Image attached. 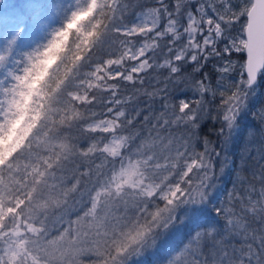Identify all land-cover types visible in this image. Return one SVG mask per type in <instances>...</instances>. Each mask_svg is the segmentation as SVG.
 <instances>
[{
	"label": "snow or ice",
	"instance_id": "obj_1",
	"mask_svg": "<svg viewBox=\"0 0 264 264\" xmlns=\"http://www.w3.org/2000/svg\"><path fill=\"white\" fill-rule=\"evenodd\" d=\"M155 5L126 23V0H0V264H141L160 250L167 264H264V164L251 172L259 188L245 186L241 169L221 199L213 180L215 159L264 77V0ZM165 39L171 58L156 64ZM209 60L221 62L212 74L203 71ZM185 65L198 74L196 99L173 104L167 84L147 93H164L153 128L183 126L184 135L131 131L135 117L117 107L119 84L109 81L135 83L133 74L155 68L187 81ZM103 91L111 98H98ZM217 95L220 151L199 136ZM94 102L111 118L95 119ZM74 128L98 135L81 140L69 135ZM69 165L70 187L58 175ZM70 198L81 211L56 217Z\"/></svg>",
	"mask_w": 264,
	"mask_h": 264
},
{
	"label": "trees",
	"instance_id": "obj_2",
	"mask_svg": "<svg viewBox=\"0 0 264 264\" xmlns=\"http://www.w3.org/2000/svg\"><path fill=\"white\" fill-rule=\"evenodd\" d=\"M8 3L19 5L24 2V0H7ZM126 3L128 4V9L125 15V22L132 21L135 18V15L139 12L143 11V9L140 7L143 4H148L149 6L155 7V0H126ZM161 44V43H160ZM160 48L157 49L155 54V62L156 64H159V58H160ZM156 57H159L156 59ZM108 58V57H106ZM237 57L234 55L233 59H236ZM152 63V61H149ZM136 62H129L128 67H131L132 64ZM214 60H209V62L205 65V68L203 71L209 72L210 74L213 73V65ZM186 71L184 73L185 77H188V80L185 81L183 77L179 79V82L174 83L173 81L176 80V77H173L172 80H167L166 78L169 75L168 70L165 68H162L163 70V76H161V68H155L149 69L147 72H141L139 74H133L134 78L136 80L135 83L130 81H124L122 79L117 81H109L110 84L112 83H118L119 88L117 90V98L121 100V105L117 106L119 108H122L124 110L125 115L131 119L134 112L138 107L146 105L147 107H162L161 106V96L164 95V93L159 94H153L148 95L147 93H155L157 89H161L165 87V84H167L168 88V94L171 99V102L173 104H176L179 102L180 99H196L197 97L193 96L192 91L190 90V81L192 75H197L193 73V69L189 65L184 66ZM165 75V76H164ZM235 75V73H233ZM140 80H143V83H140ZM159 81V82H158ZM224 83H228V81H224ZM259 86L256 89V92L254 95H252L250 98L248 97V110L246 112H243L240 117L238 118L237 123L242 124L241 127L242 133L240 135V142L233 143V149L236 150V153L232 155V164H234L233 171H241L243 169L242 173H244L245 176H247L252 182H255L258 186V181H253L251 172L254 167H258V164H264V160H261L259 162L254 161V157L257 156V151L259 150L261 153H264V143H254V137L249 133V129H260L262 128L261 121L259 119V111H264V77L260 78V81L258 82ZM213 86L215 87V80L213 81ZM95 91V90H93ZM91 95V93H90ZM98 98L103 99H110L111 93L108 91H103L97 94ZM206 99H211L210 97H206ZM95 103V102H94ZM219 103V95H217L216 102L213 104H209L207 107L211 109L210 114L208 116H205V118L201 121V127L199 129V136L201 137H207L209 140H211L215 145L216 149H220V141L224 139V137L218 135V131L221 127H223V124L221 122V119L219 117V114L216 111V106ZM91 108V111L96 113L95 119H104V118H111V114L107 113V109L105 104L102 103H95V106H89ZM211 116H217V119L213 121L211 119ZM131 117V118H130ZM123 119V118H121ZM133 125L134 127L131 128V131H135L139 133V136H142V129H146L147 123L145 121H139V118L135 117L133 119ZM172 129V133L183 135L185 133V128L183 126H176L173 125L170 127ZM144 132V131H143ZM69 135L73 137H78L81 140H83L86 136H92V135H98L93 133H85L80 128H74ZM106 135V134H105ZM246 149H250V152H246ZM231 157V156H230ZM242 157H245L246 159L242 161ZM75 172V169L69 165L67 167V170L65 172L58 173V175H63L67 185L70 187L71 183L73 182V174ZM231 175V171H230ZM72 201V198H70ZM69 200V201H70ZM60 210V211H59ZM55 216H57L61 209H55ZM256 227H259V225H255ZM237 245L241 244L242 242L238 239L234 241Z\"/></svg>",
	"mask_w": 264,
	"mask_h": 264
},
{
	"label": "rangeland",
	"instance_id": "obj_3",
	"mask_svg": "<svg viewBox=\"0 0 264 264\" xmlns=\"http://www.w3.org/2000/svg\"><path fill=\"white\" fill-rule=\"evenodd\" d=\"M160 43L161 44H160V51L159 52H160L161 56H160V58L156 57V59L159 58L158 63L163 64L165 59L171 58V54H169L167 52V48L165 47V44L167 43V39L160 41ZM175 47H179V45H176ZM174 50H175V48H174ZM214 63L216 65H218L221 62L214 60ZM165 69H167V68H165ZM160 70L162 72L161 76H163L164 72H163L162 68ZM252 95H254V94H250L249 98ZM162 111H163L162 107L155 108V107H147L146 105L138 107L136 109L132 118L137 117V118H139V121H144V117L149 118L148 121L145 122V123H147L146 129H144V128L142 129L143 134L140 137H147L149 135V133H151L153 136H155L157 134V132H159V134L163 137H168L169 134H171L172 137L182 136V135L172 133L171 128L164 129V128H159V126H157V128H155V129L153 128V124L156 123L155 117ZM137 113H139V115H136ZM239 126H240L239 131L236 132L234 134V136L231 139H229L227 144L225 145V151L221 152V156L215 159L216 177H214L213 180L217 185L216 195L218 198H221V199L225 198L227 196L228 191L232 189L233 183L237 180L238 173L241 172V171H233L234 164H232V155L234 153H236V150L233 149V145H234L233 143L240 142L239 138H240V135L242 133L241 127L243 125L239 124ZM249 133L252 135V137H254V143H264V130H262V128H260V129H251L250 128ZM201 138H203V137H201ZM220 143H221V141H220ZM197 147L199 148L200 146L197 145ZM217 151H220V149ZM225 156L227 157L228 161H230V166L224 163V157ZM222 166L224 167L223 174H221V171H220ZM230 171H231V175H230ZM241 175L243 177L247 178L245 181V186L248 182H252L247 176L244 175V173H241ZM252 183H255V182H252ZM256 187L259 188V186L257 184H256ZM82 207H83L82 204L75 203L72 199V201L71 200L69 201L67 208L61 209V212L56 217L63 214L65 216V220L75 219L76 213L80 212ZM182 239H183V232H176L174 235L175 242L177 244H179V242ZM236 239L240 240L239 238H235L234 241ZM140 260H141V264H167L168 252L165 250L154 251L153 253H150L146 256L141 257Z\"/></svg>",
	"mask_w": 264,
	"mask_h": 264
}]
</instances>
